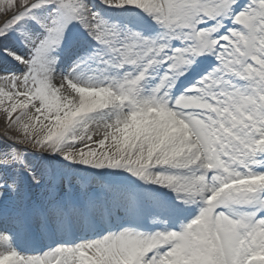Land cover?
Instances as JSON below:
<instances>
[{"label": "snow or ice", "instance_id": "obj_1", "mask_svg": "<svg viewBox=\"0 0 264 264\" xmlns=\"http://www.w3.org/2000/svg\"><path fill=\"white\" fill-rule=\"evenodd\" d=\"M0 13V112L22 137L0 139V264H264V0ZM89 178L115 191L60 195ZM41 189L35 219L4 211Z\"/></svg>", "mask_w": 264, "mask_h": 264}, {"label": "bare ground", "instance_id": "obj_2", "mask_svg": "<svg viewBox=\"0 0 264 264\" xmlns=\"http://www.w3.org/2000/svg\"><path fill=\"white\" fill-rule=\"evenodd\" d=\"M9 71H18V70L10 68ZM5 136L12 137L13 139L22 138L19 130L13 128L11 122L7 120L6 114L0 112V139H2ZM52 167L58 168L59 166L53 165ZM98 180L99 179L95 180V182H97ZM72 182H74V184L72 183V187L67 192H64L62 189V193L67 194L68 192H70L77 201H82L85 198V194L80 190L81 187H83V185L78 184L77 181H72ZM106 187L99 186L98 188L101 189H98L95 186H91L90 188H88L87 195L91 197H99L103 199L106 195H111L115 191V189H109L106 192L105 191ZM63 194H61V196ZM32 197L33 198L27 201L28 202L27 210L24 211L22 209L20 210L19 213L33 215L35 219V217L38 216V214L41 213L44 209H46L48 206L47 191L46 189L36 190L34 191ZM62 197L65 199L64 195ZM37 204H39L40 210H38V214L35 215L32 211L33 209L32 207ZM21 241H22V246L26 247L29 251H38L40 248L46 247L47 244L50 242L49 238L46 235L38 234L35 228H33L32 233L29 235L27 239V242H25V236L22 233Z\"/></svg>", "mask_w": 264, "mask_h": 264}, {"label": "rangeland", "instance_id": "obj_3", "mask_svg": "<svg viewBox=\"0 0 264 264\" xmlns=\"http://www.w3.org/2000/svg\"><path fill=\"white\" fill-rule=\"evenodd\" d=\"M10 15V14H9ZM9 15H4V14H2V13H0V25H3L5 22H7V20L9 19ZM73 181H75V180H73ZM73 184H74V182H72ZM91 186H95V187H106L107 186V184H106V182L105 181H103V180H98L97 182H93L92 181V178H89V183L87 184V185H83V187H87V189L88 188H90ZM62 189H63V187L61 186V192H60V195L61 194H63L62 193ZM98 189H101V188H98ZM33 194H34V191L32 192V194H31V197H30V199L31 198H33L32 196H33ZM92 194V193H91ZM64 196H65V199H67V200H69V201H73V202H76L77 200L73 197V195H72V193H70V192H68L67 194H63ZM62 195V196H63ZM33 209H32V211H33V213L35 214V215H37L38 214V210H40V206H39V204H37V205H34L33 207H32ZM27 210L26 209V207L24 206V202H21V201H9L8 203H7V206H6V208L4 209V211L7 213V214H9V215H12V214H14V213H19L20 212V210Z\"/></svg>", "mask_w": 264, "mask_h": 264}]
</instances>
